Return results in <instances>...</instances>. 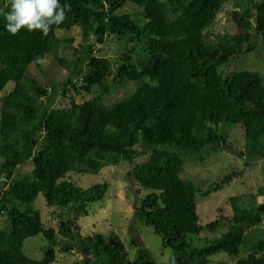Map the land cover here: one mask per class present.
I'll use <instances>...</instances> for the list:
<instances>
[{
	"label": "trees",
	"instance_id": "16d2710c",
	"mask_svg": "<svg viewBox=\"0 0 264 264\" xmlns=\"http://www.w3.org/2000/svg\"><path fill=\"white\" fill-rule=\"evenodd\" d=\"M226 0H60L71 5L65 21L53 25L47 36L22 29L11 35L0 15V214L7 228L0 231V264H55V248L78 250L85 264H156L150 252L138 249L131 262L118 235L83 237L78 221L90 214V206L105 198L110 185L87 190L65 180L68 174L98 175L106 167L138 162L128 172L136 195L147 194L135 212L136 219L154 229L163 247L173 251L171 264H210L220 253L237 259L236 264H264V212L240 205L231 197L232 229L197 249L189 241L204 227L197 212V197H207L231 181L228 175L206 190L181 178L186 159L200 161L205 149L232 151L229 134L220 125L237 126L243 132L244 156H264V84L253 72L225 73L220 68L230 60L252 53L249 33L255 30L264 43V0H242L232 20L241 34L209 42L205 33L214 25ZM126 5L141 10L120 14ZM10 0H0V13ZM79 27L81 50L73 58H58L69 77L61 84L63 95L72 89L100 96L84 103L70 98L69 107L53 109L57 85L47 88L28 74L31 65L54 53L61 41L56 33ZM108 39L120 49L116 67L96 47ZM14 84L7 92V85ZM136 84L128 97L108 100L113 87ZM54 91V92H53ZM30 162V175L15 176L19 166ZM42 194L50 208L60 210L59 230L45 228L33 204ZM264 197V188L252 195ZM139 198H137L138 200ZM67 212L68 217L63 218ZM207 229L219 228V221ZM42 235L50 244L42 260L29 258L25 241ZM58 235L62 241L58 240ZM249 250L242 256V250ZM79 264V263H74Z\"/></svg>",
	"mask_w": 264,
	"mask_h": 264
},
{
	"label": "rangeland",
	"instance_id": "374dc122",
	"mask_svg": "<svg viewBox=\"0 0 264 264\" xmlns=\"http://www.w3.org/2000/svg\"><path fill=\"white\" fill-rule=\"evenodd\" d=\"M243 5L242 0H226L222 11L219 13L216 22L205 33V38L209 42L216 43L218 37H228L235 34H241L243 29L238 28L232 20V13L239 10ZM141 10L134 5H126L120 14H137ZM256 22L253 21V27L249 33V42L254 47L252 53L238 56L227 65L220 68L225 73L253 72L262 77L264 84V43L260 35L255 30ZM59 40H71L73 43L60 44L57 56L52 53L47 56L40 67L31 65L28 69L29 76L36 78L40 84L47 88L54 85L58 86L56 90L58 97L52 100V108L60 109L69 107L70 98H74L77 103L95 99L100 96L99 88L94 89L91 95L78 94L70 89L66 95L60 89V85L69 77V72L61 67L58 58L71 60L73 58V49L81 50L82 31L79 27L71 30H61L56 33ZM96 55L108 58L114 67L119 56L117 42L108 39L103 45L96 47ZM13 83L7 85V92L12 91ZM136 89V84L129 83L127 87H113L108 98L110 103H117L128 97ZM54 92V91H53ZM0 96V121L2 102ZM219 132L229 134V143L233 144V149L238 145L239 149L225 151H211L205 149L203 153L204 161H200L194 157L186 159L181 178L195 184L199 189L206 190L211 184L221 183L226 176L232 175L231 181L226 185H221L219 191L211 193L207 197H197V212L200 217V224L204 227V231L199 236H190L189 241L194 248L201 249L206 247L210 242L219 239L225 233L229 232L234 226L232 222L233 211L231 207V197H239L240 205L251 207L253 203L256 206H264V197L258 196L253 202L251 196L258 195L259 190L264 188V156H244V137L243 132L237 126L220 125ZM144 158L136 160L133 163L122 162L117 167H106L98 175H77L70 173L65 180L73 182L77 187L87 190L98 184L107 183L110 188L101 201L95 202L90 206V214L82 217L78 221L80 226V234L83 237L101 234L107 237L118 235L124 242L132 262L138 253V249L132 245V239L140 237L143 242L142 247L150 252L156 264H171L173 251L163 247L162 239L155 233L154 229L146 226L144 223L136 219L135 212L139 206L141 197L143 198L147 192L141 191L137 196V186H132L128 182V172ZM34 167L27 162L18 167L15 176L22 178L30 175ZM137 198H139L137 200ZM36 211L41 213L42 221L45 228H53L58 232L59 217L56 213H62L54 208H50L44 196L40 194L33 204ZM260 208V207H259ZM68 217L67 212L63 213V218ZM219 221V228L211 231L207 229V225ZM7 216L0 214V231L7 228ZM264 229L263 224L259 227ZM58 240L62 238L58 235ZM64 245V244H63ZM62 246L55 248L56 262L55 264H85V257L77 249L69 253L61 251ZM50 247L47 240L42 235L29 238L25 241L23 251L31 259L42 260L45 252ZM141 248V247H140ZM249 250L243 248L242 256H247ZM237 259L229 257L225 253H220L211 258L210 264H236Z\"/></svg>",
	"mask_w": 264,
	"mask_h": 264
},
{
	"label": "clouds",
	"instance_id": "9594fccd",
	"mask_svg": "<svg viewBox=\"0 0 264 264\" xmlns=\"http://www.w3.org/2000/svg\"><path fill=\"white\" fill-rule=\"evenodd\" d=\"M69 11L71 5H61L60 0H10L9 9L0 15H3L5 29L11 35L26 28L29 32L40 31L47 36L53 25L58 30ZM35 62L42 63L43 60L37 57Z\"/></svg>",
	"mask_w": 264,
	"mask_h": 264
},
{
	"label": "water",
	"instance_id": "95a60500",
	"mask_svg": "<svg viewBox=\"0 0 264 264\" xmlns=\"http://www.w3.org/2000/svg\"><path fill=\"white\" fill-rule=\"evenodd\" d=\"M259 210L262 211V212H264V206H261L259 208ZM135 241H136V246L137 247H139V248L142 247L143 242L141 241L140 237H136Z\"/></svg>",
	"mask_w": 264,
	"mask_h": 264
}]
</instances>
